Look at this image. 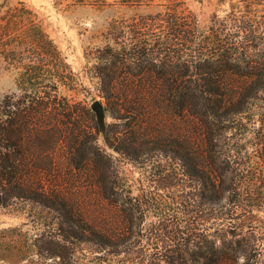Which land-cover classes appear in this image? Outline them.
Masks as SVG:
<instances>
[{
    "label": "rangeland",
    "instance_id": "374dc122",
    "mask_svg": "<svg viewBox=\"0 0 264 264\" xmlns=\"http://www.w3.org/2000/svg\"><path fill=\"white\" fill-rule=\"evenodd\" d=\"M18 1L32 11L78 75L77 89L62 93L89 108L91 127L85 128L101 155L90 153L88 164L78 170L68 167L63 143L49 149L47 161L57 169L43 175L42 185L67 195L68 220L43 205L0 207V228L17 226L29 242L38 239L40 253L30 246L29 256L17 264H206L216 250H234L236 240L251 245L247 256L238 252L217 264H264V97L252 101V111L224 121L200 117L196 127H185V117H177L172 126L163 109L167 100H160V122L138 127L135 116L115 117L124 111L114 94L101 87L104 35L112 18L163 10L173 0L139 7L101 6V0H0V15ZM175 1L195 13L201 27L229 6L228 0ZM20 94L15 72L6 70L0 58V102L5 96L14 102ZM95 100L105 108V134L138 155L105 143L90 107ZM189 129L197 138L191 143L196 146L190 149L191 163L177 156L183 150L167 146L169 134ZM145 130L152 137L143 140ZM67 227L74 235L64 241L61 229ZM48 240L53 242L45 250Z\"/></svg>",
    "mask_w": 264,
    "mask_h": 264
},
{
    "label": "trees",
    "instance_id": "16d2710c",
    "mask_svg": "<svg viewBox=\"0 0 264 264\" xmlns=\"http://www.w3.org/2000/svg\"><path fill=\"white\" fill-rule=\"evenodd\" d=\"M153 1L101 0V6L118 2L139 7ZM228 3L223 14L213 13L205 27L194 12L175 0L163 10L109 21L101 46V87L114 94L119 110L124 111L115 117L135 116L138 127H151L160 122L158 102L165 99L163 109L172 126L177 117H185V127H196L200 117L224 121L253 110L252 101L264 97V0ZM0 58L6 70L15 72L21 93L14 102L8 96L0 102V207L43 205L68 220L67 195L58 187L46 191L42 177L53 166L57 169L47 161V153L61 143L68 148V167L82 169L90 153L101 155L85 128L91 127L87 125L89 108L62 93L76 90L79 77L22 1L7 6L0 15ZM151 137L150 131L141 134L143 140ZM168 139V150L180 148L183 151L177 156L191 163L195 130L172 133ZM114 140L106 132L110 148L139 154ZM61 231L67 233H62L64 241L74 235L68 227ZM36 240L29 242L17 226L0 228V261L17 264L29 256L30 246L39 254ZM52 242L48 240L44 249L50 250ZM233 243L236 250L223 247L205 263L229 262L238 252L245 257L252 248L245 240ZM62 248L61 256L66 252Z\"/></svg>",
    "mask_w": 264,
    "mask_h": 264
},
{
    "label": "water",
    "instance_id": "95a60500",
    "mask_svg": "<svg viewBox=\"0 0 264 264\" xmlns=\"http://www.w3.org/2000/svg\"><path fill=\"white\" fill-rule=\"evenodd\" d=\"M91 110L95 113L96 123L99 132L105 134L106 123H105V108L102 103L98 100H95L90 105Z\"/></svg>",
    "mask_w": 264,
    "mask_h": 264
}]
</instances>
